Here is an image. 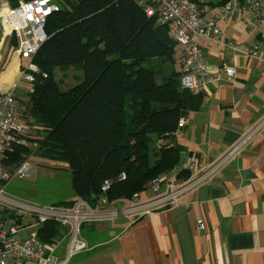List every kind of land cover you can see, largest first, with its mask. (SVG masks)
<instances>
[{
	"label": "trees",
	"instance_id": "1",
	"mask_svg": "<svg viewBox=\"0 0 264 264\" xmlns=\"http://www.w3.org/2000/svg\"><path fill=\"white\" fill-rule=\"evenodd\" d=\"M20 1L31 0H8L12 8ZM56 3L32 58L41 73H32L31 90L15 95L32 127L31 148L14 145L5 165L13 171L29 157L65 164L72 196L42 204L72 205L99 194L105 181L110 200L130 198L175 169L178 122L200 108L202 96L180 85L168 27L132 0ZM9 42L16 47L14 37ZM76 67L81 79L63 89L54 72ZM59 230L47 222L38 237L49 242Z\"/></svg>",
	"mask_w": 264,
	"mask_h": 264
},
{
	"label": "crops",
	"instance_id": "2",
	"mask_svg": "<svg viewBox=\"0 0 264 264\" xmlns=\"http://www.w3.org/2000/svg\"><path fill=\"white\" fill-rule=\"evenodd\" d=\"M196 1L207 8V18L228 2ZM7 7L8 0H0V9ZM220 29L225 45L199 39V48L212 73L232 67L235 76L208 84L199 92L203 102L188 113V124L178 129L180 159L164 175L167 179L188 178L190 162L203 167L221 159L241 135L264 119V24L244 12L222 22ZM0 42L3 95L19 79L22 63L8 39ZM254 46L263 59L245 55ZM21 96L22 92L17 94ZM199 220L204 223L203 231L196 230ZM82 237L89 250L68 264H264V126L237 156L224 161L208 183L186 193L178 206L135 222L121 218L108 225H88Z\"/></svg>",
	"mask_w": 264,
	"mask_h": 264
},
{
	"label": "built area",
	"instance_id": "3",
	"mask_svg": "<svg viewBox=\"0 0 264 264\" xmlns=\"http://www.w3.org/2000/svg\"><path fill=\"white\" fill-rule=\"evenodd\" d=\"M132 1L144 9L148 18L154 16L158 25L168 27L170 38L177 44L174 62L180 85L193 93H199L208 84L233 78L236 72L232 67H222L217 73H212L200 51L199 39L225 45L220 24L239 13L253 14L264 24L262 0H246L243 4L238 0H228L208 18L207 8L196 0ZM56 11V0L20 1L13 8L0 9V41H10L14 37L16 47L12 53L22 63L17 82L0 95V264H68L74 256L89 250L82 237L84 227L108 225L121 218L135 222L154 212L178 206L186 193H194L200 184L208 183L224 161L237 156L247 140L264 126L262 119L241 135V140L221 159L205 165L194 176L182 181L167 179L164 175L156 177L144 190L130 198L110 200L107 196L108 181L100 187L99 194L76 200L69 206L42 204L9 193L8 186L15 180L26 178L31 170L28 162L31 157L13 171L4 161L6 153L12 152L17 144V138H21V146L31 148L28 141L30 130L28 124L21 120L23 109L15 98V90L22 84L31 90L32 73L37 72L32 58L47 39L44 32L46 19ZM245 55L263 59V53L257 46ZM186 125V120H180L177 127L181 130ZM196 167L195 162L188 165V169ZM124 177L123 174L120 176L121 179ZM47 222L56 224L60 230L57 238L43 242L38 237V230ZM197 224L198 229H203L201 221Z\"/></svg>",
	"mask_w": 264,
	"mask_h": 264
},
{
	"label": "rangeland",
	"instance_id": "4",
	"mask_svg": "<svg viewBox=\"0 0 264 264\" xmlns=\"http://www.w3.org/2000/svg\"><path fill=\"white\" fill-rule=\"evenodd\" d=\"M35 68L37 69L36 66ZM36 73L41 72L37 69ZM54 74L56 79L61 81L63 89H68L82 77L80 67L70 68L66 71L56 70ZM23 85L24 84L15 90V95H17L19 91H26L25 89L28 88V85L22 87ZM16 143L20 145L21 138H17ZM28 162L31 165L29 175L26 178L13 181L8 186L7 191L9 193L30 199L34 202H40L41 200V202L47 203L70 199L72 192L70 189L69 175L66 171L60 170L66 167L64 163L41 160L36 157L29 158Z\"/></svg>",
	"mask_w": 264,
	"mask_h": 264
},
{
	"label": "bare ground",
	"instance_id": "5",
	"mask_svg": "<svg viewBox=\"0 0 264 264\" xmlns=\"http://www.w3.org/2000/svg\"><path fill=\"white\" fill-rule=\"evenodd\" d=\"M181 120H186L187 121V124H188V122H189V119H188V117H186V118H183V119H181ZM196 169H188V172H189V176L188 177H192V176H194L195 175V173L196 172H198V170L199 169H201V168H203L202 166L201 167H199V165L196 163ZM190 172H194L193 174H190ZM104 184V183H103ZM102 184V185H103ZM199 221H201L202 222V225H203V229H198V224H197V222L198 221H196V230L197 231H203L204 230V223H203V221L202 220H199Z\"/></svg>",
	"mask_w": 264,
	"mask_h": 264
}]
</instances>
